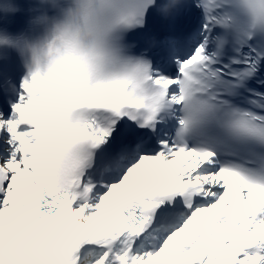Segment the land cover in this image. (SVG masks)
<instances>
[{
    "label": "snow or ice",
    "instance_id": "6c2138e0",
    "mask_svg": "<svg viewBox=\"0 0 264 264\" xmlns=\"http://www.w3.org/2000/svg\"><path fill=\"white\" fill-rule=\"evenodd\" d=\"M194 4L202 23L151 60L150 91L120 76L64 95L85 145L68 181L45 179L31 123L55 90L0 104V264H264V31Z\"/></svg>",
    "mask_w": 264,
    "mask_h": 264
},
{
    "label": "clouds",
    "instance_id": "9594fccd",
    "mask_svg": "<svg viewBox=\"0 0 264 264\" xmlns=\"http://www.w3.org/2000/svg\"><path fill=\"white\" fill-rule=\"evenodd\" d=\"M185 0H163L159 11L174 15ZM143 0H39L32 8L28 28L16 34L0 29V48H13L21 57L25 72L20 88L29 96L55 90L56 102L44 106L32 118L39 130L48 161L45 179L64 183L81 162L85 145L83 115L65 94L96 93L102 85L120 76L129 78L130 88L150 91L146 79L150 57L133 53L125 43L127 30L142 26L146 12L136 13ZM156 0H151L150 5ZM229 5L226 21L231 31L255 35L264 31V14L247 0H223ZM0 9L17 11L19 5L2 0ZM0 55H3L0 52ZM143 66V68L141 67Z\"/></svg>",
    "mask_w": 264,
    "mask_h": 264
}]
</instances>
